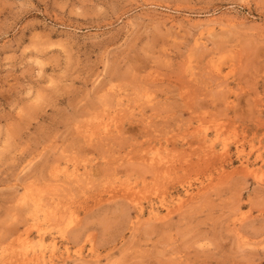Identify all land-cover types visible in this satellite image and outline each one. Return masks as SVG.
<instances>
[{
    "label": "rangeland",
    "instance_id": "obj_1",
    "mask_svg": "<svg viewBox=\"0 0 264 264\" xmlns=\"http://www.w3.org/2000/svg\"><path fill=\"white\" fill-rule=\"evenodd\" d=\"M263 261L264 0H0V264Z\"/></svg>",
    "mask_w": 264,
    "mask_h": 264
},
{
    "label": "bare ground",
    "instance_id": "obj_2",
    "mask_svg": "<svg viewBox=\"0 0 264 264\" xmlns=\"http://www.w3.org/2000/svg\"><path fill=\"white\" fill-rule=\"evenodd\" d=\"M227 19H230V18H227ZM215 21V20H214ZM213 21V22H214ZM227 21V20H226ZM216 23V22H215ZM211 31V30H210ZM212 31H213V29H212ZM202 33V32H201ZM210 33V32H209ZM120 94V93H119ZM119 97V96H118ZM120 101V100H119ZM122 101V100H121ZM152 159H153V157L150 159L151 161H152ZM74 175H75V173H74Z\"/></svg>",
    "mask_w": 264,
    "mask_h": 264
},
{
    "label": "trees",
    "instance_id": "obj_3",
    "mask_svg": "<svg viewBox=\"0 0 264 264\" xmlns=\"http://www.w3.org/2000/svg\"><path fill=\"white\" fill-rule=\"evenodd\" d=\"M262 264H264V261H263V263Z\"/></svg>",
    "mask_w": 264,
    "mask_h": 264
}]
</instances>
